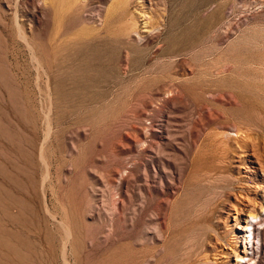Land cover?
<instances>
[{
  "label": "rangeland",
  "instance_id": "rangeland-1",
  "mask_svg": "<svg viewBox=\"0 0 264 264\" xmlns=\"http://www.w3.org/2000/svg\"><path fill=\"white\" fill-rule=\"evenodd\" d=\"M263 211L264 0H0V264H264Z\"/></svg>",
  "mask_w": 264,
  "mask_h": 264
},
{
  "label": "bare ground",
  "instance_id": "bare-ground-1",
  "mask_svg": "<svg viewBox=\"0 0 264 264\" xmlns=\"http://www.w3.org/2000/svg\"><path fill=\"white\" fill-rule=\"evenodd\" d=\"M264 212V211H263ZM251 215V214H250ZM255 216H251L249 219L246 218L245 220V223H246V226H245V231L246 232H249V236H253V234H255V228H256V223H254L253 221H251L252 219H254ZM257 218V217H256ZM251 219V220H250ZM257 230V229H256ZM248 234V233H247ZM248 237V236H247ZM244 259V258H243ZM242 260V259H241Z\"/></svg>",
  "mask_w": 264,
  "mask_h": 264
}]
</instances>
